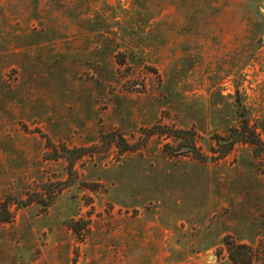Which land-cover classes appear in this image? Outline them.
Wrapping results in <instances>:
<instances>
[{"label":"rangeland","instance_id":"374dc122","mask_svg":"<svg viewBox=\"0 0 264 264\" xmlns=\"http://www.w3.org/2000/svg\"><path fill=\"white\" fill-rule=\"evenodd\" d=\"M263 5L0 0V264L264 261Z\"/></svg>","mask_w":264,"mask_h":264},{"label":"trees","instance_id":"16d2710c","mask_svg":"<svg viewBox=\"0 0 264 264\" xmlns=\"http://www.w3.org/2000/svg\"><path fill=\"white\" fill-rule=\"evenodd\" d=\"M237 133L239 134V139L235 142H242L249 144L253 147V152L257 156L264 155V141L259 137L254 129H252L248 121L243 120V124L241 125V129H237ZM232 146V143L230 144ZM124 149H131L130 146H125ZM11 219V213L7 208L6 204H2L0 207V222L7 223ZM70 229L78 234V229L75 228L76 224H68ZM228 251V259L232 264H252L253 256L251 254L250 248L245 245H235L234 243H229L227 245ZM258 264H264V261L259 262Z\"/></svg>","mask_w":264,"mask_h":264},{"label":"water","instance_id":"95a60500","mask_svg":"<svg viewBox=\"0 0 264 264\" xmlns=\"http://www.w3.org/2000/svg\"><path fill=\"white\" fill-rule=\"evenodd\" d=\"M262 9L264 10V5L262 6Z\"/></svg>","mask_w":264,"mask_h":264}]
</instances>
